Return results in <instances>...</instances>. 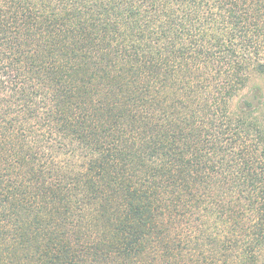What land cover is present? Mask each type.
<instances>
[{
	"label": "trees",
	"instance_id": "obj_1",
	"mask_svg": "<svg viewBox=\"0 0 264 264\" xmlns=\"http://www.w3.org/2000/svg\"><path fill=\"white\" fill-rule=\"evenodd\" d=\"M0 264H264V0H0Z\"/></svg>",
	"mask_w": 264,
	"mask_h": 264
},
{
	"label": "rangeland",
	"instance_id": "obj_2",
	"mask_svg": "<svg viewBox=\"0 0 264 264\" xmlns=\"http://www.w3.org/2000/svg\"><path fill=\"white\" fill-rule=\"evenodd\" d=\"M256 84H261L260 82H255ZM251 89H247L240 98L236 99L234 104H233V107L235 108L236 106H238L239 103H241L242 99H244V97H246L249 92H250Z\"/></svg>",
	"mask_w": 264,
	"mask_h": 264
}]
</instances>
